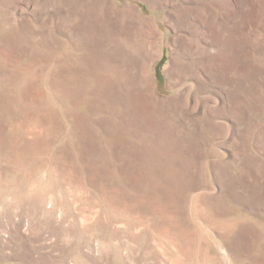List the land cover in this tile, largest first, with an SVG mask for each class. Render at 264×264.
Here are the masks:
<instances>
[{"label":"rangeland","instance_id":"374dc122","mask_svg":"<svg viewBox=\"0 0 264 264\" xmlns=\"http://www.w3.org/2000/svg\"><path fill=\"white\" fill-rule=\"evenodd\" d=\"M0 264H264V0H0Z\"/></svg>","mask_w":264,"mask_h":264}]
</instances>
